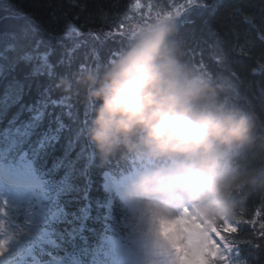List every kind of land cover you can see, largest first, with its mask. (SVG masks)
Returning a JSON list of instances; mask_svg holds the SVG:
<instances>
[{"label": "trees", "instance_id": "obj_1", "mask_svg": "<svg viewBox=\"0 0 264 264\" xmlns=\"http://www.w3.org/2000/svg\"><path fill=\"white\" fill-rule=\"evenodd\" d=\"M153 29L168 33L164 55L192 84L194 106L248 124L243 140L221 148L239 176L225 197L237 228L224 234L241 264H264V0H0V162L26 151L41 180L26 262L96 264L128 234L105 183L146 152L136 136L99 147L92 93Z\"/></svg>", "mask_w": 264, "mask_h": 264}, {"label": "clouds", "instance_id": "obj_2", "mask_svg": "<svg viewBox=\"0 0 264 264\" xmlns=\"http://www.w3.org/2000/svg\"><path fill=\"white\" fill-rule=\"evenodd\" d=\"M167 35L145 32L105 73L92 93L101 101L93 138L106 150L136 136L149 158L170 161L139 178L141 193L226 210L239 176L223 162L221 148L243 140L248 124L194 106L192 84L164 55Z\"/></svg>", "mask_w": 264, "mask_h": 264}, {"label": "rangeland", "instance_id": "obj_3", "mask_svg": "<svg viewBox=\"0 0 264 264\" xmlns=\"http://www.w3.org/2000/svg\"><path fill=\"white\" fill-rule=\"evenodd\" d=\"M15 172L35 175L25 161L15 167ZM142 175L118 181H108L107 177L105 183L108 191L117 193L115 198L128 213L125 219L131 229L129 238L114 245L115 264H208L212 259L228 258L230 247L219 241L211 230L213 214L225 219L223 210L193 204L192 209L182 214L166 203L141 197L132 188ZM10 194L11 203L23 197L20 192ZM227 223L233 227L232 222ZM189 225H199L202 230L200 237L188 245L184 242V230Z\"/></svg>", "mask_w": 264, "mask_h": 264}, {"label": "bare ground", "instance_id": "obj_4", "mask_svg": "<svg viewBox=\"0 0 264 264\" xmlns=\"http://www.w3.org/2000/svg\"><path fill=\"white\" fill-rule=\"evenodd\" d=\"M202 230V227L199 225H189L186 226L184 230L185 239L184 242L186 244H191L193 241L198 239L200 237V231Z\"/></svg>", "mask_w": 264, "mask_h": 264}]
</instances>
